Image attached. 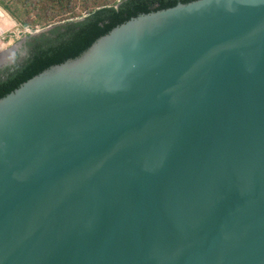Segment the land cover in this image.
Masks as SVG:
<instances>
[{
    "label": "water",
    "instance_id": "obj_1",
    "mask_svg": "<svg viewBox=\"0 0 264 264\" xmlns=\"http://www.w3.org/2000/svg\"><path fill=\"white\" fill-rule=\"evenodd\" d=\"M0 264H264V0L141 16L0 100Z\"/></svg>",
    "mask_w": 264,
    "mask_h": 264
},
{
    "label": "trees",
    "instance_id": "obj_2",
    "mask_svg": "<svg viewBox=\"0 0 264 264\" xmlns=\"http://www.w3.org/2000/svg\"><path fill=\"white\" fill-rule=\"evenodd\" d=\"M198 1L201 0H0V7L23 28H52L29 38L31 56L24 66L0 82V100L53 67L79 59L116 28L141 16Z\"/></svg>",
    "mask_w": 264,
    "mask_h": 264
},
{
    "label": "rangeland",
    "instance_id": "obj_3",
    "mask_svg": "<svg viewBox=\"0 0 264 264\" xmlns=\"http://www.w3.org/2000/svg\"><path fill=\"white\" fill-rule=\"evenodd\" d=\"M0 10L4 11L1 7ZM2 11H0V53L14 49L16 57L15 60H12V64H8L9 67L1 70L0 82L27 63L31 56L30 49L27 47L29 38L39 37L42 34L41 31H45L40 28L36 30L23 28L7 12L4 11L5 14Z\"/></svg>",
    "mask_w": 264,
    "mask_h": 264
},
{
    "label": "crops",
    "instance_id": "obj_4",
    "mask_svg": "<svg viewBox=\"0 0 264 264\" xmlns=\"http://www.w3.org/2000/svg\"><path fill=\"white\" fill-rule=\"evenodd\" d=\"M3 57H2V65L4 64L3 67H6V64L10 61V60H15L14 58L16 57V53L15 52H12V49L8 50V51H5L3 53ZM12 55H13V58H12ZM0 73H1V68H0Z\"/></svg>",
    "mask_w": 264,
    "mask_h": 264
},
{
    "label": "clouds",
    "instance_id": "obj_5",
    "mask_svg": "<svg viewBox=\"0 0 264 264\" xmlns=\"http://www.w3.org/2000/svg\"><path fill=\"white\" fill-rule=\"evenodd\" d=\"M48 29L51 30L52 28H48ZM48 29H46L45 31H46V32H47V31H50V30H48ZM45 31H41V32H43L42 34L46 33ZM40 35H41V34H40ZM33 37H34V36H33ZM4 52H5V51H2V54H3ZM12 52H14L13 49H12ZM14 59H15V58H14ZM8 64H12V61H11V63L8 62V63L6 64V66H8ZM2 68H3V67H2ZM2 68H1V70H3Z\"/></svg>",
    "mask_w": 264,
    "mask_h": 264
},
{
    "label": "flooded vegetation",
    "instance_id": "obj_6",
    "mask_svg": "<svg viewBox=\"0 0 264 264\" xmlns=\"http://www.w3.org/2000/svg\"><path fill=\"white\" fill-rule=\"evenodd\" d=\"M7 67H9V65H8V66H6V67H3L2 69H6Z\"/></svg>",
    "mask_w": 264,
    "mask_h": 264
}]
</instances>
